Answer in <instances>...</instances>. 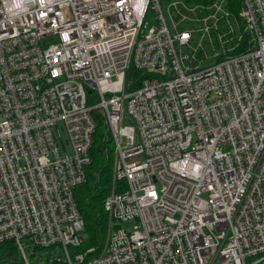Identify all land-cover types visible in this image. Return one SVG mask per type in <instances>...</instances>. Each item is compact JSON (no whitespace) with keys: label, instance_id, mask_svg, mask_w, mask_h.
<instances>
[{"label":"built area","instance_id":"obj_1","mask_svg":"<svg viewBox=\"0 0 264 264\" xmlns=\"http://www.w3.org/2000/svg\"><path fill=\"white\" fill-rule=\"evenodd\" d=\"M91 112L106 230L71 253ZM24 239L50 264H264V0H0V243L30 264Z\"/></svg>","mask_w":264,"mask_h":264},{"label":"trees","instance_id":"obj_2","mask_svg":"<svg viewBox=\"0 0 264 264\" xmlns=\"http://www.w3.org/2000/svg\"><path fill=\"white\" fill-rule=\"evenodd\" d=\"M144 76L145 71L131 69L125 78L126 91L137 88ZM91 116L95 122V131L89 149L90 163L85 169V182L74 189V200L84 221L82 242L79 247L71 248V253L83 252L93 247V254H96L107 222L102 202L111 186L113 147L104 122L94 112H91ZM0 264H19L16 246L12 241L0 243Z\"/></svg>","mask_w":264,"mask_h":264},{"label":"rangeland","instance_id":"obj_3","mask_svg":"<svg viewBox=\"0 0 264 264\" xmlns=\"http://www.w3.org/2000/svg\"><path fill=\"white\" fill-rule=\"evenodd\" d=\"M145 22H146L147 27L154 25V20L151 17L146 18ZM52 40H54V38H52ZM92 103L95 104L96 103L95 100ZM122 122L125 125H133V120L126 113V111H124V113H123ZM62 137H64V134L62 135ZM105 230H106V228H105ZM104 235H105V232H104ZM22 245L24 247V250L26 252V256H27L30 264H50L52 262V259H53L52 256H62V254H63L61 248H59L58 246L53 247L51 249H36V248L32 247L31 244L28 241H26L25 239L22 240ZM69 251L71 252L70 248H69ZM212 264H221V263L218 259H216Z\"/></svg>","mask_w":264,"mask_h":264}]
</instances>
